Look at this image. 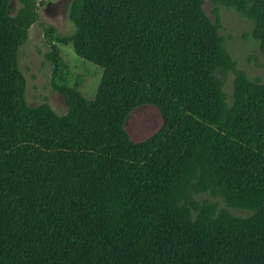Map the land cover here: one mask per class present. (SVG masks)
Returning a JSON list of instances; mask_svg holds the SVG:
<instances>
[{
    "label": "trees",
    "instance_id": "16d2710c",
    "mask_svg": "<svg viewBox=\"0 0 264 264\" xmlns=\"http://www.w3.org/2000/svg\"><path fill=\"white\" fill-rule=\"evenodd\" d=\"M43 1L19 0L11 12L0 0L10 96L24 116L70 119L80 104L66 82L53 84L62 114L23 98L16 49ZM219 6L250 21L264 52V0H185V72L176 76L185 81L175 92L177 104L188 99L184 110L136 92L114 122L54 135L0 115V264H264V80L235 67ZM89 9L90 0H68L69 29L43 31L79 55ZM142 103L162 120L132 139L123 119Z\"/></svg>",
    "mask_w": 264,
    "mask_h": 264
},
{
    "label": "rangeland",
    "instance_id": "374dc122",
    "mask_svg": "<svg viewBox=\"0 0 264 264\" xmlns=\"http://www.w3.org/2000/svg\"><path fill=\"white\" fill-rule=\"evenodd\" d=\"M46 1L37 4L38 13L28 23L16 49V63L24 78L23 98L28 105L44 102L55 113L62 114L66 102L53 84L66 82L80 104L79 112L61 120L24 116L18 111L11 100L4 61L6 28L0 23V115L38 133L54 135L114 122L117 108L136 92L157 94L171 111L186 109L188 99L186 104H177L175 93L178 82L185 81V75L176 78L182 68L185 72L182 0L171 3L173 9L177 7L178 27L171 22L170 0H117V5L115 0H90L91 18L79 55L69 44L53 41L43 31L45 25H52L57 33L69 29L65 16L68 0ZM8 5L13 12L20 2L9 0ZM143 7L155 15L144 31L139 16ZM98 8L105 14H100ZM218 12L219 30L235 67L247 77L264 80V52L248 34L250 21L231 7L219 6ZM52 43L56 47L53 52ZM55 54L59 59H54ZM161 120L153 104L142 103L128 110L123 124L129 136L138 139L153 131ZM198 198L205 199L212 207L224 206L215 194L202 192ZM226 208L236 214L245 213L239 207L226 205Z\"/></svg>",
    "mask_w": 264,
    "mask_h": 264
},
{
    "label": "crops",
    "instance_id": "0c3cea01",
    "mask_svg": "<svg viewBox=\"0 0 264 264\" xmlns=\"http://www.w3.org/2000/svg\"><path fill=\"white\" fill-rule=\"evenodd\" d=\"M174 1L176 2V0H170V2H169L170 3V7H169L170 13H169V15L171 14V16H170L171 20H172L171 22L174 23L176 25V27H178L179 26V21H178V16H177L178 15L177 7H176V5H175L174 9L171 7V3H174ZM114 2H115L114 4H116V5L118 4L117 0H115ZM142 2L145 4L144 1H142ZM182 5L184 6V9H182V13H183V15H182L183 16L182 25H183V31L185 32V0H182ZM97 10L100 12V14H105L102 9L98 8ZM133 10H135V9H133ZM139 12H140L139 16H140V18L142 20V27L141 28H143V31H144V27H147L148 21H152L155 18V15H151V13L148 12V9H146L145 7H143L141 9V11H139ZM90 18H91V16H90V9H89L88 22H89ZM156 19H157V21L159 20V22H160V19H158L157 17H156ZM87 26H88V23H87L85 29H87ZM85 31H87V30H85ZM183 44H184V54H185V33H184V42H183Z\"/></svg>",
    "mask_w": 264,
    "mask_h": 264
}]
</instances>
